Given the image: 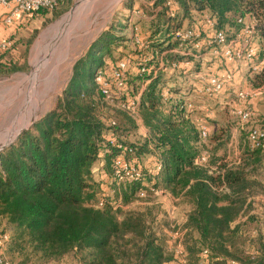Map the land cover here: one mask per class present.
<instances>
[{
    "label": "trees",
    "instance_id": "trees-1",
    "mask_svg": "<svg viewBox=\"0 0 264 264\" xmlns=\"http://www.w3.org/2000/svg\"><path fill=\"white\" fill-rule=\"evenodd\" d=\"M69 1L63 0L59 6ZM154 1L156 6L166 0ZM175 1L182 18L193 12L206 13L224 31L227 27L239 31L238 18L248 17L259 39L258 59L264 60V0ZM162 19L167 21L165 10L159 14ZM117 37L112 29L102 33L75 62L55 106L0 151V216L15 233L9 242L10 259L17 264H51L68 257L75 258L76 264H180L164 234L155 229L158 216L151 207L123 209L140 192L162 190L180 197L189 209L183 240L186 264H200L205 249L211 258L219 257L212 264L227 259L264 264L260 227L264 207L260 217L251 213L254 202L247 200L264 193V179L259 180L254 170L263 162V150H251L231 165L221 158L214 174L195 165L196 156L206 147L214 161L210 145L224 135L202 142L190 111L179 108L176 101L169 100V106H164L156 77L144 92L141 106L148 134L136 144L117 138L116 142L132 152L109 142V133L119 126L116 122L111 128L107 123L113 110L103 102L95 76L100 68L109 70L116 62L104 63L103 57L112 55ZM7 50L0 51V74L17 69L3 62ZM139 80L140 75L132 74L128 85L134 90ZM253 81L264 84V63ZM147 154L161 163L158 173L139 165L143 170L136 180L116 174L114 162L120 155L140 164ZM99 160L101 171L112 182V196L94 180ZM222 186L228 190H220ZM251 224L257 227L251 229L256 230L255 235L250 232ZM252 251L256 252L254 258Z\"/></svg>",
    "mask_w": 264,
    "mask_h": 264
},
{
    "label": "rangeland",
    "instance_id": "rangeland-1",
    "mask_svg": "<svg viewBox=\"0 0 264 264\" xmlns=\"http://www.w3.org/2000/svg\"><path fill=\"white\" fill-rule=\"evenodd\" d=\"M147 1L82 0L84 8L75 9L78 4L77 0H70L68 3L59 6L55 11L36 12L29 15V20L23 21L15 28V33L9 39L12 45L6 51L2 60L5 63L17 66V69L10 73L0 74V151L55 106L58 97L62 94L71 77L75 62L85 55L90 45L102 33L112 29L119 39L111 47L112 55L103 57L104 63L109 60L116 61L133 50L134 46L130 39L133 26L130 22L132 10L142 8L146 16H151L152 12L147 5ZM205 15L207 14L201 12H193L188 18H182L180 15L174 25L184 24L192 27L198 26L199 29L200 27L204 28L201 19ZM134 20L140 27V34L142 33L146 39L166 40L165 35L158 34L161 27L156 24V19L154 21L140 20L134 17ZM66 27L68 31L64 33ZM225 31L229 39L240 40L237 42L238 45L242 43L241 40H244L243 37L237 39L240 30L227 27ZM206 33L211 34L207 27ZM151 35L154 37H149ZM205 40H208V38L205 37ZM252 40L259 39L254 37ZM154 43L156 44V42ZM163 43L164 41L155 45V49L160 50V48H163ZM204 47L193 52L203 54L208 51V48L204 49ZM197 66L200 67V64H195L193 68L196 69ZM55 69H57L56 74ZM200 69L226 78V84L222 95L219 97L193 96L192 100L196 108L191 114L196 120L198 117L199 120L204 117L208 122L206 123L209 124L210 133L206 142L209 143L210 139L215 138L214 135H224L221 141L210 145L214 153V162L222 160L221 158H225L230 162H239L243 154L252 152L246 140V130L250 126L264 128L262 125L264 124V93L250 100V103L248 102L253 109V116L244 130L240 129L238 118L232 112L234 106L241 103L235 94L262 84H256L253 81L257 73L253 72L248 64L226 61L220 56L215 58L208 55L207 61ZM178 75L179 72L172 74L164 72L161 76L162 85L169 88L166 84L168 81H171L172 84L175 83L176 86L183 85L182 76ZM175 76L178 80L173 79ZM134 85L137 87L136 89H139L140 80ZM204 105L208 106L207 115L202 114V110L198 108ZM108 107L113 110L110 118L115 120L119 126L116 129L119 139L135 144L141 142L143 137L140 132L143 130L132 124L124 112ZM231 140H234L232 144ZM206 148L209 149V147ZM260 158L263 162L254 170L258 174L259 180H263L264 153ZM139 165L144 169L146 167L154 171L156 158L152 154H147ZM94 180L101 182V187L106 195H113L110 191L112 182L101 171V160L95 164ZM261 199L264 200V193L261 194ZM114 204L117 205L118 203ZM147 207H151L155 217L158 216L154 223L155 229H159L164 234L168 248L175 252L178 244H182L185 238L183 218L188 213L187 204L181 198L177 199L171 193L163 192L144 193L143 195L139 193L132 198L129 204L123 205L124 210H145ZM263 207L264 204L261 205L259 201L253 205L251 210L261 217ZM260 224L264 232V218H260ZM256 228L253 224L250 225L252 235L257 234L255 233L256 230H251ZM4 234L9 236L6 244L1 241ZM14 234V229L8 224L7 219L0 216V241L4 244L3 247L5 246L8 249L11 235ZM199 263L206 264L202 257ZM51 264L76 263L75 258L68 257Z\"/></svg>",
    "mask_w": 264,
    "mask_h": 264
},
{
    "label": "built area",
    "instance_id": "built-area-1",
    "mask_svg": "<svg viewBox=\"0 0 264 264\" xmlns=\"http://www.w3.org/2000/svg\"><path fill=\"white\" fill-rule=\"evenodd\" d=\"M62 1L63 0H0V5L8 8L5 12L4 22L11 24L19 13L23 12L31 15L40 10L53 11ZM147 5L152 12L151 16H146L142 8H134L132 10L130 22H132L133 26L130 39L134 46L133 50L116 60L109 70L100 68L95 76V81L101 92L103 102L107 106L124 112L138 129L143 130L140 132L142 136L148 134V128L143 121L141 106L144 92L150 82L155 77L156 79L159 78L158 88L164 103L169 102L171 97L170 88L162 85L161 76L164 72L171 74L179 72V75L182 76V96L179 97L177 106L192 112L195 109V105L191 94L205 96L207 98L219 97L222 95L225 88L226 78L200 69L204 66L205 61H207L208 55L214 56L215 58L220 56L226 61L246 63L255 73L261 71L264 60H257L260 49L259 43H257V40H252L256 37V31L253 22L248 17L238 18L237 20L238 23L242 25L237 39L241 37L244 38V40H241L242 43L238 45L237 42L240 40L229 39L223 29L215 27L216 20L209 15H205L201 19V23L205 29L201 27L199 29L198 26H186L184 24L174 25L175 21L180 16V6L175 0H166L161 4H156V6L154 0H148ZM164 10L167 14L166 22L159 20V14ZM134 17L140 20L154 21L156 19V24L161 27L158 34L165 35L166 39L161 40V42L164 41L163 48L158 50L157 48L155 49V46H151L156 40L146 39L142 33L140 34V27L135 22ZM206 27L211 31V34L206 33ZM205 37L208 38V40H205ZM11 45L12 42L9 39H0V51L9 49ZM203 47L204 49L208 48V51H205L203 54L193 52ZM195 64H200V67L197 66V68L194 69L193 66ZM132 74L140 75L139 89L133 90L131 86L128 85V79ZM262 93H264V84L248 90L239 91L235 94L241 103L234 106L232 112L238 118L240 129L244 130L253 116V109L249 106L248 102ZM107 123L111 128L116 125V121L113 119H109ZM246 131V140L250 149L264 151V128L250 126ZM209 133L210 130L206 121L200 119L198 122L200 140L206 142ZM108 138L109 142L115 144L123 151L132 152V148L124 146L120 142H116L118 138L116 132L113 131L109 133ZM194 164L205 168L209 174L218 172V166L211 164V152L208 148H203L200 151L194 160ZM114 168L119 177L122 178V176H125L128 180H136L140 178L142 174V168L134 159H126L122 155L116 158ZM160 168L161 163L156 161L154 172L158 173ZM219 189L228 190L225 186ZM156 193H163V191L158 190ZM140 194L143 195L144 192H140ZM101 205H103V201L99 202V206ZM8 240V234H4L1 241H4L6 244ZM1 241L0 264H12L3 253L4 244H2ZM175 253L180 264H186L183 244H178ZM255 253V251L251 252L252 258H254ZM201 256L206 264H212L213 259H219V257L211 258L207 249L203 250ZM226 264L244 263L236 259H227Z\"/></svg>",
    "mask_w": 264,
    "mask_h": 264
},
{
    "label": "crops",
    "instance_id": "crops-1",
    "mask_svg": "<svg viewBox=\"0 0 264 264\" xmlns=\"http://www.w3.org/2000/svg\"><path fill=\"white\" fill-rule=\"evenodd\" d=\"M7 10H8V8L3 7V6L0 5V39H10V37L12 36V34L15 33V28L18 27L21 23H23V21L26 22L27 20H29V14H25V13L22 12V13H19L17 15V17L14 19L13 23L7 24V23L4 22V16H5V12ZM26 17H28V18H26ZM160 42H161V40H156V45L159 44ZM178 76H181V75H178ZM173 79L178 80V78H176V76ZM170 82L171 81H168V83H166L169 86V88H170V96L171 97H170L169 100L172 101V102H175V101L177 102L178 99H179V97L182 96V85L180 84L179 86H176L175 83L172 84ZM193 96H195V95L191 94V97H193ZM164 104H165L164 106L166 108L169 106V103L168 102H165ZM195 108H196V105H195ZM198 108H200L202 110V112H201L202 114H204V115H207L208 114L207 113L208 112L207 111L208 110V106H205L204 105V106H201V107H198ZM201 120H205L206 121V119H204V117ZM196 122L197 123L199 122V117L197 118ZM142 137H144V136H142ZM233 137L235 138V136H233ZM232 142H234V140H231V144H232ZM211 157H212V152H211ZM223 162H227L228 165H231L233 163V161L230 162V161H228L225 158L223 159ZM235 163H237V162H235ZM211 164L218 166L219 161L216 163V162L212 161V159H211ZM173 197H175V196H173ZM175 198L180 199L178 197H175ZM247 200H248V202L249 201H253L254 204H256L259 201H261V196L260 195L248 196V199ZM188 211H189V209H188ZM251 213L254 214L253 211H251ZM187 216L188 215L186 214L185 217L183 218V222H184V226H185L184 235L187 232V226H186ZM244 218L245 217H243V219ZM182 244H183V242H182ZM3 248H5V246ZM8 249H9V244H8ZM8 249L6 247L5 250H3V253H4V255L7 258L10 259L11 257L9 255ZM6 251H7V253H6ZM7 254H8V256H7ZM11 262H12V264H17V260L16 259H15V261L14 260L13 261L11 260Z\"/></svg>",
    "mask_w": 264,
    "mask_h": 264
},
{
    "label": "bare ground",
    "instance_id": "bare-ground-1",
    "mask_svg": "<svg viewBox=\"0 0 264 264\" xmlns=\"http://www.w3.org/2000/svg\"><path fill=\"white\" fill-rule=\"evenodd\" d=\"M80 2V3H79ZM77 5H76V7H75V9H78V8H84V5H83V3H82V0H77ZM73 14H74V12H73ZM68 25V24H67ZM68 31V28L66 27V31L64 32V33H66ZM37 52V51H36ZM35 52V53H36ZM40 51L38 50V53H39ZM55 65H56V62H55V64H54V68H55ZM56 72H57V69H55V74H56ZM53 77V76H52ZM53 82H54V80H53ZM51 83V82H50ZM34 113V112H33Z\"/></svg>",
    "mask_w": 264,
    "mask_h": 264
},
{
    "label": "water",
    "instance_id": "water-1",
    "mask_svg": "<svg viewBox=\"0 0 264 264\" xmlns=\"http://www.w3.org/2000/svg\"><path fill=\"white\" fill-rule=\"evenodd\" d=\"M9 144H10V143H9ZM9 144L5 145L4 147L8 146ZM4 147H3V148H4ZM3 148H2V149H3Z\"/></svg>",
    "mask_w": 264,
    "mask_h": 264
}]
</instances>
